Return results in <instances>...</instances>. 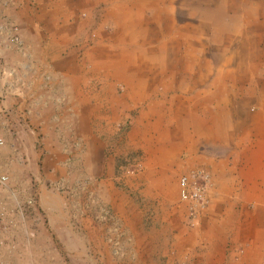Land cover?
<instances>
[{"label":"crops","instance_id":"1","mask_svg":"<svg viewBox=\"0 0 264 264\" xmlns=\"http://www.w3.org/2000/svg\"><path fill=\"white\" fill-rule=\"evenodd\" d=\"M84 2L0 0V134L9 131L17 134L13 144L6 146L14 150L11 159L16 160L19 153H24L33 162L37 134L46 135L42 142L47 149L58 142L61 134L75 146L83 145L90 109L104 112L108 108L111 116H122L130 107L141 105L147 109L144 115L159 118L173 111V128L166 126L158 131L163 134L159 149L163 146L170 157L159 156L144 163L142 177L146 174L147 186L138 190L139 197L153 199L149 201L151 206L144 210L153 218L157 213L173 220L179 218L175 208L179 188L174 185L172 189L171 181H175L176 171H181L183 163L171 157L186 149L190 152L189 158L204 162L206 167L198 166V169L208 173L211 179V200L201 215V218L208 216V221L205 226L187 230L179 222L166 220V225H159L155 233L150 227L136 228V223L129 220L133 214L127 206L123 209V223L120 221L125 237L122 243L128 241L136 248L139 254L134 257L142 264H154L151 255L159 253L164 257L162 264H264V114L248 111L251 103L259 105L263 101L259 90L252 87L250 91L247 76L245 80L242 77L232 80L230 90L219 99L225 107L199 114L197 102L202 95L197 92L198 85L213 88L214 83L209 80V74L203 72V77L198 76L197 68L194 73L189 63L187 67L183 64V45L192 48L188 45L190 35H185L184 41L180 38L177 41L175 32H166L167 41L165 32H159L155 40L128 43L124 32H113L109 37L110 49H98L97 58L93 59L101 89L93 99L96 104L92 105V97L88 98L92 89L87 88L84 63L85 53L96 49L95 43L86 32L72 30V25L67 24L68 29L60 32H53L51 28L52 19L73 17L76 10L73 6ZM119 14V10H112L110 14L116 27L120 25ZM11 26L18 27L23 48L8 42ZM166 43L173 44L172 51L166 50ZM154 48L162 52L156 59L151 57ZM118 85L125 87L124 94L115 92ZM225 86L224 83L218 93H224ZM183 92L194 99L186 100ZM26 110L28 114L24 113ZM184 139L188 145L183 143ZM8 155L10 151L0 149V166L6 158L10 159ZM50 159L47 150L45 162ZM0 175L7 176V173ZM126 181L138 189L133 180ZM13 183L11 179L8 182L13 198L0 187V202L8 206L17 205L31 195L24 196L26 188L21 183L17 186ZM144 183L141 182V187ZM18 189L20 196H17ZM116 200L111 207L117 212L116 208L123 205ZM46 217L47 227L52 230L48 213ZM27 224L31 230L29 236L22 226L4 231L6 242L0 246V264H65L54 248L48 229L36 218L25 220Z\"/></svg>","mask_w":264,"mask_h":264},{"label":"rangeland","instance_id":"2","mask_svg":"<svg viewBox=\"0 0 264 264\" xmlns=\"http://www.w3.org/2000/svg\"><path fill=\"white\" fill-rule=\"evenodd\" d=\"M73 7L76 10L73 17L70 16L71 19H52L51 28L53 32H60L68 29L67 24L72 25V30L86 32V36L95 43L96 49L85 53L84 63V76L89 85L87 88L92 89L88 97H92V105L96 104L93 99L97 98L101 89L93 59L97 58L98 49H110L109 37L113 32H124L128 43L155 40L159 32H165L168 41L166 32H175L177 41L179 38L184 41L185 35H190L188 45L192 48L188 49V46L183 45L185 67L189 63L194 73V68H197L198 76L203 72L209 74V80L214 83L213 88L200 83L198 85L197 92L202 95L197 102L199 114L204 115L210 110L225 107L219 99L230 90L232 80L241 77L245 80L246 76L250 91L252 87L259 90V96L263 99L259 105L251 103L248 111L264 114V0H85L84 4ZM112 10L120 12V25L117 27L110 19ZM41 26L42 22L38 30H41ZM166 45V50L172 51L173 44ZM153 53V59L162 55L157 48L153 49ZM214 80L219 81V84ZM224 83L225 92L218 93L223 89ZM115 90L118 95H122L126 89L123 85H118ZM203 90L208 91L206 98ZM212 92L214 94L210 95ZM193 93L194 89L191 91L192 95ZM183 98L190 101L191 98L194 99L187 93ZM143 111L147 109L138 105L124 111L122 116H111L108 108L104 112L97 111V108L90 109L86 116L83 145L77 147L61 134L58 142L47 149L43 148L42 142L46 135L37 134L38 144L33 152L35 159L31 163V156L20 154L19 151L18 158L11 159L14 150H8L6 146L13 144L17 134L11 131L0 134L4 141L0 149L7 153L10 151V159L6 158L0 166V174L7 173L8 180L14 181L16 186L21 183L26 188L24 196L31 193L25 198V201L31 199L33 203L26 205L28 215L25 220L36 218L48 229L46 230L53 238L54 248L65 264H142L134 257L139 254L135 251L136 248L128 241L122 243L125 238L121 231L122 214L127 206L133 214L129 220L136 223V228L150 227L155 233L158 232L159 225H166V220L179 222L181 228L187 230L200 228L207 223L208 216L201 218L202 213L193 223L188 222V205L181 202L179 197L175 206L178 219L173 220L163 213H157L156 218H153L150 212L144 211L151 206L152 202L149 201L153 200L139 197L138 193V190L147 186L144 181L146 174L142 177L144 163L159 156L170 157L163 146L159 149V143L163 142L159 139L163 134L158 131L164 130L166 126L173 128L175 114L171 111L169 114H161L159 118L144 115ZM24 113L28 114V111ZM202 120L206 121L205 118ZM185 144L188 145L189 142ZM47 150L51 156L48 163L45 162ZM189 153L183 149L171 157L173 161L180 159L183 163L181 171H176L175 181H171L172 189L174 185H178L181 174L198 169V166L206 167L195 156L196 162L192 157L189 158ZM126 180H133L134 187L138 186V189L131 187ZM141 182H145L142 187ZM210 191L212 192V183L208 191L209 200ZM17 192V196H20V189ZM115 200L123 205L122 208H116L117 212L115 207H111ZM46 213L53 223L52 230L47 227ZM26 230L31 233L28 224ZM64 242L66 245L62 244ZM159 254L151 255L154 264L163 263L164 257Z\"/></svg>","mask_w":264,"mask_h":264},{"label":"built area","instance_id":"3","mask_svg":"<svg viewBox=\"0 0 264 264\" xmlns=\"http://www.w3.org/2000/svg\"><path fill=\"white\" fill-rule=\"evenodd\" d=\"M11 36H7V40L10 44L16 45L18 48H23V42L18 36V27H10ZM10 32H6L10 34ZM4 144L3 139L0 137V147ZM131 172V171H130ZM8 177H0V187L1 190L7 191L9 198H13L11 190L8 188ZM211 179L208 173L201 169H195L183 173L178 178V188H179V200L185 202L188 205V222L193 223L201 213H203L209 205L208 191L210 189ZM15 194V192L12 190ZM32 200L27 201L21 200L17 205L8 206L6 202H0V246H3L6 241H4V231L9 232L10 230H15L16 227L22 226L24 228V233L29 236L26 230L25 219L27 213L26 205H31ZM31 207V206H30ZM29 207V208H30ZM9 230V231H8ZM12 245V244H11ZM14 247V245L12 246Z\"/></svg>","mask_w":264,"mask_h":264}]
</instances>
